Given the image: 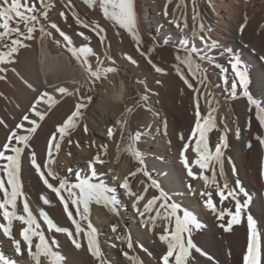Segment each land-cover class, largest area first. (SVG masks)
I'll return each instance as SVG.
<instances>
[{
  "label": "snow or ice",
  "instance_id": "1",
  "mask_svg": "<svg viewBox=\"0 0 264 264\" xmlns=\"http://www.w3.org/2000/svg\"><path fill=\"white\" fill-rule=\"evenodd\" d=\"M82 2L88 9L97 8L105 20L127 32L135 42L139 54L147 60L156 73L165 72V69L157 66L151 60L150 55L156 46H167L172 44V41L168 37H164L162 41L149 47L147 52L141 49L137 0H82ZM173 2L174 0H165L162 12L169 24L182 34L179 47L173 45L176 54L172 68L183 84L192 91L194 101V126L191 128V133L187 137L181 133L178 137L183 142L179 151L180 163L188 177L203 182L205 190L199 193L203 200V207L215 216V219L220 222L219 228L227 233L233 230V225L240 224L241 216L246 214L253 196L245 190L238 178L234 184L230 185L229 183L226 165L230 166L233 176L237 175V169L225 151L229 148V132L232 130L228 128L227 124L223 128L219 127V124L224 121L221 119L218 122L216 119L215 113L219 102L211 89L219 88L220 85L212 84L208 75L209 67L206 65L218 70V78L223 83L226 100L246 99L249 113L254 111L255 120L258 122V134L254 138L262 149H264V105L250 94L249 71L242 59L229 49H223L214 54L216 50L221 49V46L211 38L210 34L213 28L206 23V10L212 9L215 14L213 0H189L191 24L188 22V3H185L184 0H175V6L171 8L170 12L169 6ZM64 6L71 12L77 25L88 29L98 37L100 44L105 46L104 33L106 30L104 27L98 23L82 20L72 9L71 0H67ZM51 7L50 0H0V81L6 80V74L11 71L29 90L37 93L14 127H10L3 118H0V126L8 131L5 142L0 145V193H2V197H0V234L11 241L17 255H23L26 251L32 264H44L45 261L47 264H65V257L62 253L54 250L60 247L55 236L56 233L64 234L77 249L81 248L82 241H86L87 250L95 264H109L105 252L102 251L103 243L99 238L98 227L94 226L90 219L92 205L103 207L111 216L120 215L121 200L118 198L117 188L109 186L101 178V168L109 163L106 159L108 144L97 145L95 141L90 142L89 147L97 148V152L87 160L85 172L75 171L73 173L75 182L58 176L54 165L59 152L63 150V144L80 147L79 141L72 138L73 133L83 119L84 110L88 108L93 99L90 95L80 97V88L87 85L88 91L94 92L98 82L102 83L109 74L116 73L118 69L115 67L108 46L104 47L103 58L97 55L87 43L75 46L69 35L62 31L56 23L49 21ZM178 10L180 11L179 16L176 14ZM60 15L63 17L65 13L61 12ZM247 24L248 17L245 15L242 22L238 24V30L243 33ZM261 27L264 28V25ZM52 30L62 38V41L55 40V43L58 47L65 48L70 57L75 60L85 81L81 83L79 80L73 79L67 81V84H49L45 79L46 89H52V93H50L35 87L32 82L17 72L14 65L19 62V53L30 49L35 43L52 37ZM185 32L189 34L183 35ZM78 35L85 42L90 41V37L84 32H80ZM197 41L199 43H196ZM217 54L228 57L229 67L218 61ZM93 56L95 65L90 60ZM125 58L132 64L136 63L131 56H125ZM106 61L110 62V66H105ZM135 83L143 85L144 93L138 91L136 104L124 109L115 124L106 129V136L110 141L115 142L116 162H119L121 154H127L139 166L123 179L115 174L114 168H109L108 172L112 173L113 180L120 181L117 185L118 189L123 190V193L132 201V208L139 217L140 226L146 228L149 233L158 236L163 248L158 258V264H199L196 254L206 257L211 264L213 257L198 246L194 235L202 231L206 225L198 219L197 214L182 206L164 191L143 166L144 152L139 148V144L148 139H155V136L160 133L161 127L166 136L167 120L165 118L161 121V125L157 126L155 133L151 130L152 125L141 126L135 131L131 129L128 118L135 109L145 108L152 112L154 117L159 118V113L149 103V93L153 95L156 93L148 88L146 81L137 80ZM67 85L76 87L70 90ZM57 93L59 98L55 95ZM0 96H3V93H0ZM69 96H76L79 99L71 114L51 133L47 140L46 157L41 163L31 144L34 135L41 127V122L47 115V112L41 111L38 106L44 104L51 110L59 103L60 99ZM205 96L208 97V111L202 113L199 102ZM5 99L7 98L5 97ZM214 131L219 133L218 140L214 149H210L209 134ZM83 132L85 134L89 132L86 124L83 126ZM117 132L119 139L116 137ZM235 135L240 138L239 129H235ZM168 143L170 144L171 141L169 140ZM247 147H252L251 142L247 144ZM189 151L194 154L195 158H189ZM71 154L68 152L69 156ZM25 156L43 185L55 194L59 204L63 206V213L71 222L70 225L62 226L54 222V219L43 207L50 204V200L43 194L39 197L42 205L35 210L30 207V202L21 183L22 157ZM259 167L261 179L264 180V157L259 161ZM194 169L198 171H194ZM208 172L210 175L206 174ZM138 174L148 178L151 181V187L158 194L148 198L146 193L149 191V185L144 180L140 181L142 191H133L130 178H135ZM50 178L58 183L50 182ZM212 186L215 189L214 193L207 190ZM188 188L189 191H192L191 183L188 184ZM214 196L219 197L221 204L230 197L229 203L234 202V210H229L226 207L218 209L214 203ZM14 221L21 225L18 232L19 239L16 238L17 234L13 231ZM42 225H46V231ZM158 227L161 228L160 233L155 232ZM70 228H73L74 231H70ZM110 230L115 234L114 240L126 246V250L122 249V254L129 264H144L138 255L131 254L135 248L147 252L149 256L152 255L142 243L134 241L127 228L121 234L118 231V225L112 223ZM259 235L257 221L252 215H247V249L243 253L242 264H264V248L259 243ZM111 246L115 247L116 245L113 243ZM0 264H17V262L0 254Z\"/></svg>",
  "mask_w": 264,
  "mask_h": 264
},
{
  "label": "bare ground",
  "instance_id": "2",
  "mask_svg": "<svg viewBox=\"0 0 264 264\" xmlns=\"http://www.w3.org/2000/svg\"><path fill=\"white\" fill-rule=\"evenodd\" d=\"M184 2L188 3L187 15L188 22L191 24V5L189 0H184ZM213 2L215 14L212 9H207L206 23L213 28L210 34L211 38L221 46V49L216 50L214 54L223 49H229L242 59L249 71L250 94L264 105V59H261L264 57V28L261 27L264 25V0H213ZM65 3L67 0H54L49 11V21L56 23L62 31L68 24L73 30L67 31L68 33L64 32L74 41V19L71 12L65 8ZM164 3L165 0H137L141 49L147 52L149 47L162 41L164 37H168L172 41V44L167 46H156L151 53V60L157 66L165 69L164 73H156L147 60L139 54L135 42L127 32L105 20L97 8L88 9L82 0H71L72 9L82 20L98 23L105 28V46H108L118 71L109 74L102 83L96 84L98 86L96 97L93 96V92L88 91L87 85L80 88V97L86 95L93 97L88 108L84 110L85 114L80 125L73 133L72 138L79 141L80 147L63 144V150L58 154L54 170L61 178L75 182L73 173L75 171L85 172L87 160L97 152V148L89 147L90 142L95 141L97 145L107 143L108 155L106 159L109 163L101 168V178L109 186L117 188L121 205L119 216H111L101 206H91L90 219L94 226L98 227L99 238L103 243L102 251L105 252L109 264H129L122 254V249L126 250V246L115 241V234L110 230V224L115 223L121 234L127 228L134 241H139L148 252L152 253L149 256L147 252L135 248L131 254L138 255L144 264H158V258L163 250L158 236L149 233L146 228L140 226L139 217L132 208V201L123 193V190L118 189L117 185L120 181L113 180L112 173L108 172L109 168H114L115 174L123 179L139 166L127 154H121L119 162H116V145L106 136V129L115 124L116 119L120 117L126 107L136 104L138 91L144 93L143 85H138L135 81H146L148 88L156 93V95L149 93V103L159 113V118L154 117L152 112L145 108H138L128 118V124L133 131L141 126L152 125L151 130L155 133L157 126H160L161 121L166 118L167 135L163 134L161 127V131L155 136V139H148L139 144V148L144 152V168L164 191L182 206L197 214L198 219L206 225L202 231L194 235L198 246L213 257L211 264H242L243 253L247 249V215H252L257 221V232L260 234L259 243L264 248V180L261 179L259 167V161L264 157V149L254 138L258 134V122L255 120L254 111L249 113L246 99L237 98L231 101L225 99L223 83L218 78V70L206 65L209 67L208 75L212 84L220 85L219 88L211 89L219 102L215 113L216 119L218 122L221 119L224 121L219 124V127L223 128L227 124L228 128L232 130L229 132V148L225 151L226 155L231 157L237 169V175L233 176L230 166L226 165L229 183L230 185L234 184L238 178L245 190L253 196L246 214L241 216L240 224L233 225V230L225 233L219 228L220 222L215 219V216L203 207V200L199 195L202 190H205L203 182L188 177L180 163L179 151L183 142L178 137L181 133L185 137L191 133V128L194 126V101L192 91L183 84L172 68L176 54L173 45L179 47L182 34L163 16ZM174 6L175 0L169 6L170 12ZM61 12H64L65 16L61 17ZM176 14L179 16L180 11L178 10ZM245 15L248 17V24L241 33L238 30V24L242 22ZM87 32L92 39L89 46L103 58L105 46H102L98 37L88 29ZM188 34L185 32L183 35ZM56 35L59 36L58 33ZM59 38L62 41L60 36ZM74 45L81 46L84 45V42L82 40L80 43L74 41ZM18 56L19 62L14 65L17 72L41 91L47 90L52 93V89H46L45 79L49 84H67V81L73 79L79 80L81 83L85 81L75 60L70 57L65 48L57 46L54 36L33 44L30 49L23 50ZM125 56H131L136 63H130ZM217 59L222 65L229 67L227 56L217 54ZM90 60L95 65V57H91ZM105 66H110V62L106 61ZM67 86L70 90L76 87L75 85ZM201 91L203 92V89ZM0 93H3V96H0V118H3L10 127H14V124L22 117L37 95L22 84L11 71L6 74V80L0 81ZM55 95L59 98L58 93ZM78 99L79 97L76 96L64 97L51 110L44 104L38 106L41 111L47 112L45 120L41 122V127L31 141L39 162L42 163L46 157L47 140L51 133L71 114ZM207 100L208 97L205 96L199 102L202 113L208 111ZM85 124L89 129L87 134L83 132ZM235 129L240 130V138L235 135ZM7 135V129L0 126V145L5 142ZM218 135L219 133L215 131L209 134L210 149H214ZM116 137L119 139L118 132ZM249 142L252 144L251 148L247 147ZM68 152L72 154L69 156ZM188 156L195 158L190 151ZM194 171L198 170L194 169ZM206 174L210 175V172ZM21 175L22 189L28 197L30 207L35 210L41 206L42 201L39 197L43 194L50 200V204L43 207L54 219V222L62 226L70 225L71 222L63 213V206L59 204L55 194L40 181L26 156L22 157ZM130 179L133 191H142L140 181L144 180L149 185L147 197L151 198L152 195L158 194L151 187V181L141 174ZM50 182L58 183L52 181L51 178ZM189 183L192 185V191H189ZM221 183L223 182L221 181ZM207 190H211L213 193L215 191L214 186ZM0 197H2V193H0ZM230 199L229 197L221 204L219 197L214 196V203L218 209L226 207L229 210H234V202L229 203ZM20 207L22 208V205ZM36 214L38 215V213ZM42 226L46 231V225ZM20 227L19 222H13V231L17 234V239H19ZM70 231H74V229L70 228ZM155 232L160 233L161 228H156ZM55 236L60 247L54 250L62 253L65 257V264H95L87 250L86 241H82L81 248L77 249L64 234L56 233ZM113 243L116 245L115 247L111 246ZM0 254L15 260L17 264H32L27 252L17 255L11 241L3 237L2 234H0ZM196 258L199 260V264H210L206 257L196 254ZM44 264H47V261Z\"/></svg>",
  "mask_w": 264,
  "mask_h": 264
},
{
  "label": "rangeland",
  "instance_id": "3",
  "mask_svg": "<svg viewBox=\"0 0 264 264\" xmlns=\"http://www.w3.org/2000/svg\"><path fill=\"white\" fill-rule=\"evenodd\" d=\"M50 2H51V4H53L54 0H50ZM50 9H51V8H50ZM50 9H49V11H50ZM63 30H64L66 33H68L67 31H71V30H73V29H71V27L67 24V25L64 26ZM52 31H53V36L55 37V40H60L59 36L56 35L55 31H54V30H52ZM80 32H84L85 35H88V36L90 37V34L87 32V29L82 28V27H80L79 25H77V24L75 23V20H74V41H76L77 43H80V41L82 40V41L84 42V44L87 43V44L90 45V44L92 43V42H91V40H92L91 37H90V41L85 42V41L83 40V38H82L80 35H78V33H80ZM97 93H98V86L95 85V90H94V92H93V96L96 97V96H97Z\"/></svg>",
  "mask_w": 264,
  "mask_h": 264
}]
</instances>
